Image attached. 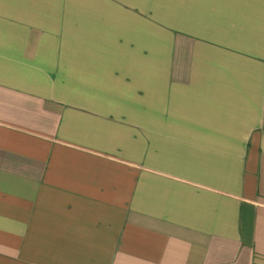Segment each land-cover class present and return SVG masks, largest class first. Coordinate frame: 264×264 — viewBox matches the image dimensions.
Instances as JSON below:
<instances>
[{
  "label": "crops",
  "instance_id": "obj_1",
  "mask_svg": "<svg viewBox=\"0 0 264 264\" xmlns=\"http://www.w3.org/2000/svg\"><path fill=\"white\" fill-rule=\"evenodd\" d=\"M0 264H264V0H0Z\"/></svg>",
  "mask_w": 264,
  "mask_h": 264
}]
</instances>
